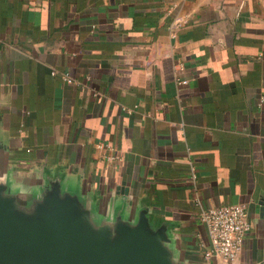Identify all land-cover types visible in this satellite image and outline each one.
Segmentation results:
<instances>
[{
  "label": "crops",
  "instance_id": "crops-1",
  "mask_svg": "<svg viewBox=\"0 0 264 264\" xmlns=\"http://www.w3.org/2000/svg\"><path fill=\"white\" fill-rule=\"evenodd\" d=\"M0 175L127 202L197 264L264 256V0H0ZM254 228L207 257L210 207Z\"/></svg>",
  "mask_w": 264,
  "mask_h": 264
},
{
  "label": "water",
  "instance_id": "water-1",
  "mask_svg": "<svg viewBox=\"0 0 264 264\" xmlns=\"http://www.w3.org/2000/svg\"><path fill=\"white\" fill-rule=\"evenodd\" d=\"M95 204L60 180L25 195L0 175V264H197L180 256L170 226H156L148 207L128 215L125 201L111 213Z\"/></svg>",
  "mask_w": 264,
  "mask_h": 264
},
{
  "label": "built area",
  "instance_id": "built-area-1",
  "mask_svg": "<svg viewBox=\"0 0 264 264\" xmlns=\"http://www.w3.org/2000/svg\"><path fill=\"white\" fill-rule=\"evenodd\" d=\"M207 225L211 249L207 257H223L233 261L244 250L246 239L254 228L249 209L240 204L210 207L202 215Z\"/></svg>",
  "mask_w": 264,
  "mask_h": 264
}]
</instances>
